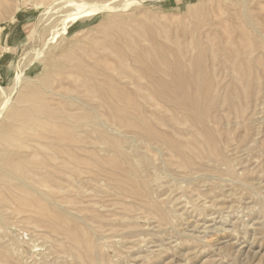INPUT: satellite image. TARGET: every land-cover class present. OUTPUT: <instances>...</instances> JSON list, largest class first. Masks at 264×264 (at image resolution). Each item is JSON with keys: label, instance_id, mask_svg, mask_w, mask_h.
<instances>
[{"label": "rangeland", "instance_id": "obj_1", "mask_svg": "<svg viewBox=\"0 0 264 264\" xmlns=\"http://www.w3.org/2000/svg\"><path fill=\"white\" fill-rule=\"evenodd\" d=\"M0 264H264V0H0Z\"/></svg>", "mask_w": 264, "mask_h": 264}]
</instances>
